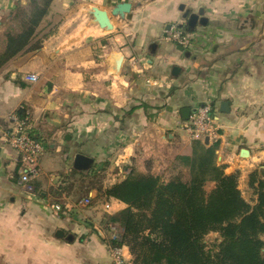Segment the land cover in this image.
I'll use <instances>...</instances> for the list:
<instances>
[{
  "label": "crops",
  "instance_id": "0c3cea01",
  "mask_svg": "<svg viewBox=\"0 0 264 264\" xmlns=\"http://www.w3.org/2000/svg\"><path fill=\"white\" fill-rule=\"evenodd\" d=\"M122 1L130 11L112 15ZM26 2L0 0V42ZM92 6L108 12L112 29L99 26ZM172 25L189 35L187 46L166 38ZM38 31V48L0 68V264H110L102 214L125 204L93 202L95 189L76 198L74 155L103 169L104 187L131 168L164 172L191 151L179 128L186 107L213 106L216 160L255 200L248 181L264 167V0H52ZM15 116L44 148L26 182L9 140ZM84 197L91 204L79 206Z\"/></svg>",
  "mask_w": 264,
  "mask_h": 264
},
{
  "label": "trees",
  "instance_id": "16d2710c",
  "mask_svg": "<svg viewBox=\"0 0 264 264\" xmlns=\"http://www.w3.org/2000/svg\"><path fill=\"white\" fill-rule=\"evenodd\" d=\"M51 1L29 0L28 7L11 12L18 29L7 26L2 33L0 68L40 46L33 39ZM24 113L23 107L19 114ZM217 146L218 140L206 145L193 139L189 154L173 158L182 172L164 180L150 170L131 168L124 178L102 188L105 198L125 204L113 214L104 213L102 223L114 225L108 242L127 246L132 264H264V167L249 174L256 195L251 203L238 187V172L226 173L217 162ZM208 182L213 186L206 190ZM209 232L221 237L214 251L203 242Z\"/></svg>",
  "mask_w": 264,
  "mask_h": 264
},
{
  "label": "built area",
  "instance_id": "2783aa9c",
  "mask_svg": "<svg viewBox=\"0 0 264 264\" xmlns=\"http://www.w3.org/2000/svg\"><path fill=\"white\" fill-rule=\"evenodd\" d=\"M167 39L177 42L181 46H187L189 43V35L185 33L178 26L172 25L165 31ZM28 80L35 81L37 76L35 74H28ZM151 83H156L157 80H148ZM27 115V114H26ZM26 117V116H25ZM18 122V128L10 134V142L12 147L17 151L21 164L24 165L21 173V181L26 182L30 177L37 174V165L40 156L43 154V145L36 138L32 137L26 130V118L19 120L14 117ZM179 128L190 139H200L203 141L207 137L210 141H216L219 138V125L214 117L213 106L209 103H203L197 106L194 111L189 114V117L183 120ZM28 189L31 186L28 185ZM90 198L84 197L79 201V206L89 205ZM107 208L108 205H105ZM55 209L60 210L59 205H55ZM114 225L109 223L106 225V233L108 237L112 235ZM107 237V239H108ZM128 248L125 245L115 246L108 242V250L110 255V264H132L131 257L126 251Z\"/></svg>",
  "mask_w": 264,
  "mask_h": 264
},
{
  "label": "rangeland",
  "instance_id": "374dc122",
  "mask_svg": "<svg viewBox=\"0 0 264 264\" xmlns=\"http://www.w3.org/2000/svg\"><path fill=\"white\" fill-rule=\"evenodd\" d=\"M29 0H27L26 4H22L21 6L26 7L28 5ZM28 7V6H27ZM12 27L18 29V21L17 20H9L5 23V27ZM39 32V37L36 38L37 33L34 36L35 41H40L41 39V34H43L42 31ZM2 45V41L0 42ZM0 45V46H1ZM90 170H93L92 172ZM184 168H176L174 167V164H170L168 169L164 170V172H159L160 176L164 179L167 180L169 179L172 175H174L177 171H183ZM75 179L74 181H77L74 187V195L76 198L82 197V196H87L90 192V190L95 189V194L93 196V202L96 201H105V197L102 194V188L104 189V184H103V169L95 170L94 166H91L90 169L84 171L81 175L78 174V176H73ZM78 177V178H76ZM213 186V183L208 182L205 186L206 190H209ZM107 187V186H106ZM240 189V188H239ZM242 196L248 200L249 202L253 203L254 197L249 193H247V190L240 189ZM91 204V203H90ZM103 215V214H102ZM221 237L218 232H209L208 234L205 235L204 237V243L206 245V248L208 250L214 251L216 250L217 244L220 242Z\"/></svg>",
  "mask_w": 264,
  "mask_h": 264
},
{
  "label": "water",
  "instance_id": "95a60500",
  "mask_svg": "<svg viewBox=\"0 0 264 264\" xmlns=\"http://www.w3.org/2000/svg\"><path fill=\"white\" fill-rule=\"evenodd\" d=\"M131 9V3L128 1H122L116 3L113 8L111 9L110 13L114 16H120L123 17L126 13H128ZM91 14L95 18V20L98 22L99 26H101L104 29L110 30L113 28L112 23L110 21L108 12L105 9H101L97 6H92L91 8ZM203 21V19H201ZM119 59H121V56H119ZM119 64V61H118ZM222 106L226 105V102H222ZM190 108L186 107L181 110L182 116L184 119H187L190 114ZM67 138V136H66ZM204 144H207L209 142V139L205 137L203 139ZM93 164V159L87 155H84L82 153H76L73 158V168L77 170H88L91 168ZM98 231L99 229L96 228ZM56 236L61 238L64 236L63 230H57ZM66 238L68 240H71L73 238L72 234H67Z\"/></svg>",
  "mask_w": 264,
  "mask_h": 264
}]
</instances>
